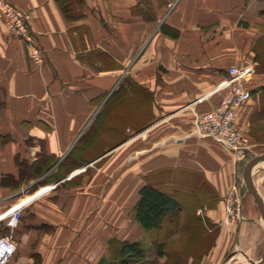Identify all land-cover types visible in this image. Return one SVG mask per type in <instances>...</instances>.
<instances>
[{
    "label": "crops",
    "instance_id": "obj_1",
    "mask_svg": "<svg viewBox=\"0 0 264 264\" xmlns=\"http://www.w3.org/2000/svg\"><path fill=\"white\" fill-rule=\"evenodd\" d=\"M5 1L31 14L43 58L31 59L29 44L0 12V218L28 203L17 228L0 219L17 244L8 264H107L135 242L147 251L140 236L154 232L133 211L142 187L170 193L168 181L203 201L197 218L219 231L217 245L237 234L257 253L234 256L260 264L264 219L244 179L248 163L192 133L195 117L223 99L216 89L229 69L248 65L251 99L237 126L255 142L264 134V0H85L76 21L56 0ZM114 115L119 129L125 122L132 133L146 131L101 167ZM79 169L78 183L68 179ZM256 175L264 178V162L252 174L264 205ZM234 186L251 195H244L238 227L226 223ZM211 255L200 264H211Z\"/></svg>",
    "mask_w": 264,
    "mask_h": 264
},
{
    "label": "rangeland",
    "instance_id": "obj_2",
    "mask_svg": "<svg viewBox=\"0 0 264 264\" xmlns=\"http://www.w3.org/2000/svg\"><path fill=\"white\" fill-rule=\"evenodd\" d=\"M243 67H251V66H248V65L234 66V68H240V69H242ZM253 74H254V72L252 73V75L250 77H248L246 79L245 83L247 82V80H249L253 76ZM224 95H226V92L224 93ZM220 104H221V102L219 103V105H217L216 107H214L210 111H207V112L203 113L202 115H197L195 117L193 132L198 129V126L202 125L201 121H203V119L207 118L209 116V114L214 113L216 115V118L219 119L218 110L220 108ZM141 108L143 110L146 109V107H141ZM120 119H121L120 116H115V115L112 116L110 120H112L113 123L109 122L108 126L106 127V133L107 134L104 136L105 137L104 138L105 143L103 145H105L107 147V153H106L107 157L104 161L101 162V167L104 164L110 163V161L113 158L112 153L115 152V150L117 148H119V146H121L124 143L129 142L132 138H135V134H137V136H139V135L142 136V135H144V133L146 131V129H143L140 127L138 132L132 133V132H130L129 128L125 127V125L127 126V123H125V122L123 123L124 128L119 129L115 125L114 122L118 123L121 121ZM238 130H239V134L241 136L245 137L246 139H248L250 142V145L255 147V150L253 153L247 154L244 159L240 160V161H245V163H249L252 159H254V157L264 153V134H260V136H262V137H259L260 139L257 140L258 142H255L241 128H238ZM139 143H140V147H142L144 145L141 140L139 141ZM91 158H92V155H91ZM237 161H239V160H237ZM77 164L78 163H76V165ZM83 171H84V169H79V170L74 171L68 177V179H71L72 176H74V177L77 176L75 178L76 179L75 183H78L79 175ZM255 177H256V179L257 178L260 179L259 180L260 182H256L258 186L260 185L259 183H262V184L264 183L263 182L264 178L262 176L256 175ZM40 185H42V183H40ZM179 187L180 186L175 185L173 182L168 181V183H166L164 185L163 189L170 192L173 195H178L179 199L184 204H186V206H188L189 213L194 215V216L191 217L190 214L188 216L182 215V222L180 224L181 229L178 233H175V234L170 233V231L168 229V227H169L168 226L169 223H168L167 229H165L163 231L154 232V233L146 235V236L143 235V237L140 236V238L142 240L148 242V244H147V246H148V248H147V255L148 256L147 257L148 258L147 259L149 261L155 262L157 264H164L166 262V258L160 259V258H158L157 253H156L159 243L161 241H164L167 245L166 251H182V252H185L188 256L186 259H187V263H189V264H200V262H202V260L206 256L209 257L212 254V252H213V254L211 255V257H212V263L211 264H250V262H248V260H246L241 255L235 257L234 254H239V253H243V254L246 253L247 254L250 251L255 250L252 247L253 245L248 243V242L247 243L244 242V240L239 239L236 236L237 234L234 236H231L228 239L223 240L220 244L217 245V239L219 236V231H216V230H214L213 232H209V234H207V236H204L205 232L203 231V229L201 228L199 223H197V221L195 220V218H197L198 215L201 217V212L198 210V208L203 203V201H200L199 197L197 195H194L193 192L180 189ZM174 189L178 190V192L177 193L174 192ZM41 190L42 189L39 188V186L34 187L30 191L31 196L36 195ZM243 191H242V188L236 186V196H238L240 198L242 197V203L244 200V195L251 197V195L249 194V192H247V190L245 188ZM178 193H180V194H178ZM226 216L229 217V212H227V209H226ZM232 221L233 220H231L228 223L230 225V227H238V225L242 222V220L241 221L236 220L235 222H232ZM212 250H216V252H214ZM256 253H257V251H256ZM259 253L256 257V262L259 261V256H260ZM190 256H193L195 258L192 259ZM12 259H11V261H12Z\"/></svg>",
    "mask_w": 264,
    "mask_h": 264
},
{
    "label": "built area",
    "instance_id": "obj_3",
    "mask_svg": "<svg viewBox=\"0 0 264 264\" xmlns=\"http://www.w3.org/2000/svg\"><path fill=\"white\" fill-rule=\"evenodd\" d=\"M0 12L3 14L9 31L24 39L29 44L31 59L36 63H41L43 58L40 50L34 42V37L30 30L31 14L9 4L5 0H0ZM252 67L230 68L229 77L216 89V92H226L220 108L218 110L219 119L214 113L203 121L202 125L192 133L198 139H211L216 141L234 153L237 160H242L249 153H252L250 142L239 134L237 126V113L251 99V94L246 90V79L253 73ZM28 203L24 201L10 208L0 219L6 222L10 229L18 227L22 213ZM226 209L229 217L226 223L231 220H243L242 197L236 196V186L232 188L226 200ZM17 252V244L12 236L0 238V264H8Z\"/></svg>",
    "mask_w": 264,
    "mask_h": 264
},
{
    "label": "trees",
    "instance_id": "obj_4",
    "mask_svg": "<svg viewBox=\"0 0 264 264\" xmlns=\"http://www.w3.org/2000/svg\"><path fill=\"white\" fill-rule=\"evenodd\" d=\"M56 1L68 20L76 21L83 16L81 10L85 5V0ZM189 214L188 206L184 205L176 195L167 193L152 185H145L141 188L139 201L133 211L134 219L145 232L163 231L167 229L169 223L168 229L173 234L178 233L181 229L182 215L188 216ZM190 216L193 217L194 215L190 214ZM22 217L23 213L21 219ZM195 220L205 232L204 236H207L209 230L202 220L199 218H195ZM8 231L6 224L0 223V237L7 235ZM166 248V243L161 241L156 251L158 258H166L164 264H189L185 252L166 251ZM147 256V251L142 249L140 243H126L119 247L117 251H114L113 259L107 264H157L149 261Z\"/></svg>",
    "mask_w": 264,
    "mask_h": 264
},
{
    "label": "water",
    "instance_id": "obj_5",
    "mask_svg": "<svg viewBox=\"0 0 264 264\" xmlns=\"http://www.w3.org/2000/svg\"><path fill=\"white\" fill-rule=\"evenodd\" d=\"M264 162V153L259 155V156H256L254 159H252L246 166L245 170H244V179H245V182H246V185L250 191V193L253 195V197L255 198L258 206H259V209L261 211V214L263 216V219H264V205H263V202L254 186V183H253V180H252V174H253V171L255 170V168ZM260 264H264V255L262 257V261Z\"/></svg>",
    "mask_w": 264,
    "mask_h": 264
},
{
    "label": "bare ground",
    "instance_id": "obj_6",
    "mask_svg": "<svg viewBox=\"0 0 264 264\" xmlns=\"http://www.w3.org/2000/svg\"><path fill=\"white\" fill-rule=\"evenodd\" d=\"M253 149H254V148H252V150H253ZM193 249H194V248H193ZM190 250H191V249H190ZM190 250H189V251H190Z\"/></svg>",
    "mask_w": 264,
    "mask_h": 264
}]
</instances>
